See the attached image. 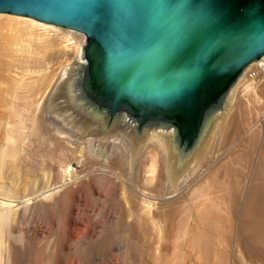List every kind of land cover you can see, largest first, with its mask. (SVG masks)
<instances>
[{
    "label": "bare ground",
    "instance_id": "1",
    "mask_svg": "<svg viewBox=\"0 0 264 264\" xmlns=\"http://www.w3.org/2000/svg\"><path fill=\"white\" fill-rule=\"evenodd\" d=\"M85 41L0 11V264H264L263 55L180 152L173 126L80 113Z\"/></svg>",
    "mask_w": 264,
    "mask_h": 264
},
{
    "label": "water",
    "instance_id": "2",
    "mask_svg": "<svg viewBox=\"0 0 264 264\" xmlns=\"http://www.w3.org/2000/svg\"><path fill=\"white\" fill-rule=\"evenodd\" d=\"M0 11L80 31L82 104L110 124L173 126L187 152L250 62L264 55V0H0Z\"/></svg>",
    "mask_w": 264,
    "mask_h": 264
},
{
    "label": "rangeland",
    "instance_id": "3",
    "mask_svg": "<svg viewBox=\"0 0 264 264\" xmlns=\"http://www.w3.org/2000/svg\"><path fill=\"white\" fill-rule=\"evenodd\" d=\"M258 69H259V70H262L261 68H258ZM251 78L253 79V80H252L253 82L256 81V80L260 81V79H261V81H262V80L264 79V71H262V72H258V71L256 72V71H255L253 77H251ZM253 82H252V83H253ZM256 83H257V81H256ZM258 83H260V82H258ZM254 84H255V83H253V85H254ZM82 107H83V108H81V109H82L81 112L79 111L81 114L87 115V113H91V114H92V113L95 112L93 115L101 116L102 120H104L105 123H107V122H106V115H105V113H101V112H98L97 110H93L91 107H88V106H86V105H83ZM82 112H84V113H82ZM49 115H52V114H49ZM49 115H48V117H50ZM51 117H52V116H51ZM258 123H259V125L257 126V128H258V127H260V128L263 127L262 123H264V121H263L262 123H261V121H258ZM260 124H261V126H260ZM257 128H256V129H257ZM258 140H259V139H258ZM255 144H257V145H255ZM255 144H254V145L257 147L259 143L256 142ZM253 147H254V146H253ZM256 149H257V148H255L254 151H255ZM106 150H107V149H106ZM94 152H97V153H98V150H97V151L95 150ZM103 152H108V151H103ZM98 154H100V153H98ZM106 154H107V153H105V155H106ZM260 160H261V159H260ZM73 165L76 167V169H78V168L81 169V168H82L81 166H77V165L74 164V163H73ZM36 197H37V196H36ZM39 213H41V215H42L43 212H39ZM39 213H38V214H37V213H33L32 216L30 215V216L26 217L25 219H28V220H27V221L25 220V222H24V219H23V223H24V224H23V223L20 224V229H21V230L18 229L17 231L14 232L15 237H16V240H17V242H18V244H19L18 246H19L21 249H22V247H23L24 245L27 246V247L29 246L30 242H29V244H28V242L26 243V241H28V238L30 239V237H32V232L34 233V230H32V228H36V226H38V223H39V225L41 224L42 221H41V217H40V214H39ZM34 214L37 215V218H36V216H35ZM38 215H39V217H38ZM34 216H35V217H34ZM43 216H44V214L42 215V219H43ZM29 217H30V218H29ZM33 217H34L35 219H33ZM32 219H33V220H32ZM36 219H38V220H37V223H36ZM39 219H40V220H39ZM28 222H31V223L29 224ZM34 224H35V225H34ZM36 224H37V225H36ZM21 226H22V227H21ZM28 226H29V228H28ZM26 227H27V228H26ZM30 227H31V229H30ZM22 229H24V230H22ZM31 230H32V231H31ZM21 231H23L24 233H23V232H22V233H19V232H21ZM17 232H18V233H17ZM30 232H31V233H30ZM25 233H26V234H25ZM28 234H29V235H28ZM30 234H31V236H30ZM22 235H23V236H22ZM25 235H27V236H25ZM28 236H29V237H28ZM20 238H21V239L24 238V239L21 240ZM26 239H27V240H26ZM20 240H21V241H20ZM22 242H23V243H22ZM20 243H21V245H20ZM25 243H26L27 245H26ZM25 246L23 247V250H22L23 252H24V251H27V249H26L27 247H25ZM24 249H25V250H24ZM48 252H49V254H51V256L49 255V258L52 257V252H50V251H48ZM26 261H27V259H25V260L23 259L21 262H22V264H29L28 261H27V262H26ZM21 262H20V263H21Z\"/></svg>",
    "mask_w": 264,
    "mask_h": 264
},
{
    "label": "built area",
    "instance_id": "4",
    "mask_svg": "<svg viewBox=\"0 0 264 264\" xmlns=\"http://www.w3.org/2000/svg\"><path fill=\"white\" fill-rule=\"evenodd\" d=\"M259 66L262 70H264V55L262 56L261 60H260V63H259Z\"/></svg>",
    "mask_w": 264,
    "mask_h": 264
}]
</instances>
